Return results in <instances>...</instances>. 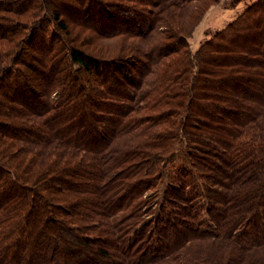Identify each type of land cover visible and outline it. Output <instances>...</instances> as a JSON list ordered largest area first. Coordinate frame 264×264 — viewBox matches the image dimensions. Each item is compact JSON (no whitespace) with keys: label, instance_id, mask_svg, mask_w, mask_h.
Segmentation results:
<instances>
[{"label":"trees","instance_id":"1","mask_svg":"<svg viewBox=\"0 0 264 264\" xmlns=\"http://www.w3.org/2000/svg\"><path fill=\"white\" fill-rule=\"evenodd\" d=\"M0 0V264H264V0Z\"/></svg>","mask_w":264,"mask_h":264},{"label":"rangeland","instance_id":"2","mask_svg":"<svg viewBox=\"0 0 264 264\" xmlns=\"http://www.w3.org/2000/svg\"><path fill=\"white\" fill-rule=\"evenodd\" d=\"M255 1L257 0H244L234 8H223L220 6L211 8L197 26L189 41L191 49H196L212 34L223 29Z\"/></svg>","mask_w":264,"mask_h":264}]
</instances>
